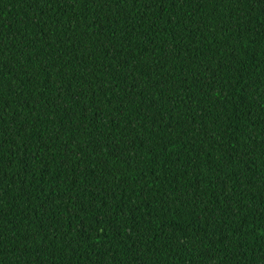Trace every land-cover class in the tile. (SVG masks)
Here are the masks:
<instances>
[{
    "label": "trees",
    "instance_id": "obj_1",
    "mask_svg": "<svg viewBox=\"0 0 264 264\" xmlns=\"http://www.w3.org/2000/svg\"><path fill=\"white\" fill-rule=\"evenodd\" d=\"M0 264H264V0H0Z\"/></svg>",
    "mask_w": 264,
    "mask_h": 264
}]
</instances>
